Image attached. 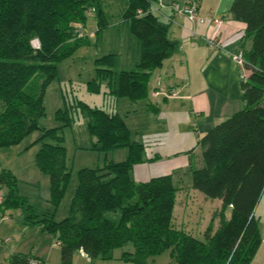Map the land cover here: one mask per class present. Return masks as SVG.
Instances as JSON below:
<instances>
[{
    "label": "trees",
    "instance_id": "1",
    "mask_svg": "<svg viewBox=\"0 0 264 264\" xmlns=\"http://www.w3.org/2000/svg\"><path fill=\"white\" fill-rule=\"evenodd\" d=\"M126 1L120 16L136 47L137 62L120 68L117 53L97 56L92 60L94 76L85 86L98 93L103 81L107 97L134 102L147 96L150 72L177 43L168 37L169 22L151 11L157 0ZM91 12L95 33L107 28L98 0H0V148L19 144L40 129L33 159L48 177L50 204L44 210L28 204L18 193L15 175L1 168L0 216L22 209L25 225H38L55 237L60 264H70L79 250L90 260L109 259L116 248H122L119 259L132 264H152L163 252L168 260L160 264H249L260 243L253 209L264 187V0H232L229 7L231 17L244 24L242 38L250 42L241 48L248 73L239 78L243 106L197 140L200 163L188 167L190 187L220 200L202 239L172 224L178 190L172 174L143 182L131 179L129 171L142 161L143 147L132 140L123 114L63 98V106L54 111L58 126H39L44 92L56 77L57 63L90 43L85 23ZM77 113L85 115L86 132L95 139L91 148L104 153L125 148L126 155L78 169L67 214L56 220L70 176L60 131L76 123ZM32 260L41 264L26 253L12 254L7 264Z\"/></svg>",
    "mask_w": 264,
    "mask_h": 264
},
{
    "label": "crops",
    "instance_id": "2",
    "mask_svg": "<svg viewBox=\"0 0 264 264\" xmlns=\"http://www.w3.org/2000/svg\"><path fill=\"white\" fill-rule=\"evenodd\" d=\"M98 2L107 17L106 30L111 27L113 10L108 0ZM159 2V15L169 22L168 37L177 46L159 67L150 72L145 98L131 102L125 98L115 100L106 95L109 102L107 110L124 115L132 140L141 143L143 147L142 161L133 164L129 171L131 179L143 182L152 177L172 174L178 187L172 208V224L194 235L191 230H187V221L185 224L183 222L187 201H193L192 198L196 199V195L193 191L183 193L186 186L182 181L188 174V167L198 166L200 163L197 140L213 125L243 106L238 69L229 53L236 48H248L250 42L249 39L242 38L244 24L233 19L229 13L232 0H196L197 14L206 17L203 23L191 22L184 15L172 11L169 4H180L182 0ZM126 3L125 0L120 15ZM92 15L94 27L89 33L96 38L100 32L95 33L96 22L93 13ZM217 18L221 20L220 23L213 22ZM119 22L123 26L126 24L121 16ZM87 36L89 37L88 33ZM211 37H215L217 45L209 46L206 43V39ZM137 59V54L128 59L119 58V67L130 68ZM169 90L174 91V94L167 95ZM76 124L70 128L73 130ZM75 134L78 135L79 132ZM86 136L91 146L95 139L87 132ZM114 152H117L116 157L113 156ZM125 155V148H116L111 151L108 160L120 161ZM216 200L217 203L209 212L205 226L198 230L199 233L203 234L214 211L219 208L220 200ZM256 207L259 209L258 214H255ZM198 209H201L200 205ZM228 215L229 210L226 209L225 216ZM253 215L257 219L260 243L249 264H264V187L253 209ZM17 216L14 217L7 211L0 216V264H7L14 253L29 254L41 261V264H60L55 237L38 225H25L20 220L21 215ZM212 223L216 226L215 218ZM99 260L102 262L106 259ZM70 264L102 263H95L80 251H75ZM116 264L127 262L118 256Z\"/></svg>",
    "mask_w": 264,
    "mask_h": 264
},
{
    "label": "rangeland",
    "instance_id": "3",
    "mask_svg": "<svg viewBox=\"0 0 264 264\" xmlns=\"http://www.w3.org/2000/svg\"><path fill=\"white\" fill-rule=\"evenodd\" d=\"M111 4L112 16L110 17L111 27L102 30L97 37L89 33L93 31V15L87 14L85 23L86 34L89 35L90 43L79 46L73 54L57 63L56 77L47 86L43 96L44 115L39 119V126L43 128L58 126L54 119V111L63 106V98L66 100H81L90 106H99L108 108V99L104 91L106 90L104 82L101 81L98 93H92L86 90L85 83L94 76L92 60L106 53H117L122 60L136 55V47L128 32L126 24L123 26L120 21V9L124 8L125 0H108ZM108 105V106H107ZM107 106V107H106ZM85 115L77 113L76 126L73 130L70 127L61 129L63 136V145L66 149V165L70 171L69 180L66 184L63 197L55 210L54 218L59 220L66 216L67 206L76 183V172L82 167L94 168L102 165L104 160L111 157V151L106 153L91 148L88 144L85 132ZM79 132V134H75ZM40 135V129L31 131L19 144L0 148V169L5 168L13 172L17 179V190L20 195L27 198L28 204L37 209H48V177L39 171L34 164V154L39 147L38 142L34 140ZM90 146V147H89ZM114 152L113 156L116 157ZM107 158V159H106ZM183 185L186 190L183 193L193 191L196 199L187 201L184 224L187 221V230H191L194 236L199 239L203 234L199 233L201 226H205L209 212L217 203L216 199L204 198V196L190 186L189 175L186 174ZM188 186V188H187ZM181 196L179 197V199ZM201 207L199 210L198 207ZM7 212L14 217L21 215L22 209H10ZM259 209L255 208V214ZM18 217V216H17ZM186 219V220H185ZM206 220V222H205ZM128 248V246L123 249ZM122 248H116L112 251V258L103 260L95 259V263L116 264ZM168 260L167 252L154 256L152 264L164 263ZM127 264H132L127 262Z\"/></svg>",
    "mask_w": 264,
    "mask_h": 264
},
{
    "label": "built area",
    "instance_id": "4",
    "mask_svg": "<svg viewBox=\"0 0 264 264\" xmlns=\"http://www.w3.org/2000/svg\"><path fill=\"white\" fill-rule=\"evenodd\" d=\"M159 6H160V2H159V0H157L156 4L151 7V11L159 14L160 13V11L158 9ZM169 6L174 13H180V14L184 15L191 22L203 23L206 20V17H201L197 14V12H196V8H197L196 0H182V3H180V4L170 3ZM139 12H140V10L137 11V13H139ZM213 22L214 23H220L221 20L217 18V19H213ZM206 43L209 46H214V45H217L218 42L215 39V37H211V38L206 39ZM31 45L35 48L38 47L37 40L33 39L31 41ZM229 55H230L231 60L237 66L239 78L246 77L248 72L244 67V59H243V54H242L241 48L234 49L233 51H231L229 53ZM166 94L167 95H173L174 91L169 90L166 92ZM31 263L35 264L36 261L32 260Z\"/></svg>",
    "mask_w": 264,
    "mask_h": 264
},
{
    "label": "water",
    "instance_id": "5",
    "mask_svg": "<svg viewBox=\"0 0 264 264\" xmlns=\"http://www.w3.org/2000/svg\"><path fill=\"white\" fill-rule=\"evenodd\" d=\"M82 254H84L81 250H79ZM85 255V254H84Z\"/></svg>",
    "mask_w": 264,
    "mask_h": 264
}]
</instances>
